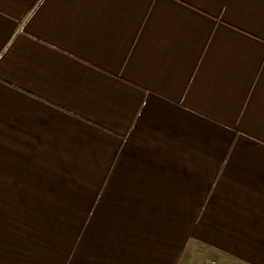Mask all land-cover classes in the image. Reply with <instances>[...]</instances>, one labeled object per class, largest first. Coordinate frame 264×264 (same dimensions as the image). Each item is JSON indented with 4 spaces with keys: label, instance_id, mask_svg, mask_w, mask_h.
<instances>
[{
    "label": "crops",
    "instance_id": "obj_1",
    "mask_svg": "<svg viewBox=\"0 0 264 264\" xmlns=\"http://www.w3.org/2000/svg\"><path fill=\"white\" fill-rule=\"evenodd\" d=\"M0 264H264V0H0Z\"/></svg>",
    "mask_w": 264,
    "mask_h": 264
}]
</instances>
